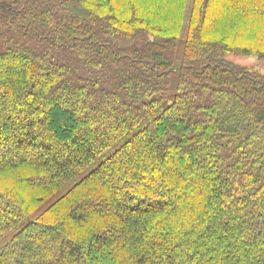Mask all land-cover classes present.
Listing matches in <instances>:
<instances>
[{"label": "trees", "instance_id": "trees-1", "mask_svg": "<svg viewBox=\"0 0 264 264\" xmlns=\"http://www.w3.org/2000/svg\"><path fill=\"white\" fill-rule=\"evenodd\" d=\"M232 53L264 58V0H1L0 264H264Z\"/></svg>", "mask_w": 264, "mask_h": 264}, {"label": "rangeland", "instance_id": "rangeland-1", "mask_svg": "<svg viewBox=\"0 0 264 264\" xmlns=\"http://www.w3.org/2000/svg\"><path fill=\"white\" fill-rule=\"evenodd\" d=\"M1 1V0H0ZM220 1V0H219ZM219 4V2H218ZM78 10V9H77ZM80 11L78 10L77 13H79ZM225 58L227 60L233 61L234 63L246 67L248 69L254 70V71H259V72H264V58H260L259 56H245V55H241V54H226ZM114 150V148H110L108 150L105 151L104 156H108L109 154L112 153V151ZM100 162V160H96L94 161L91 165L87 166L85 169H83L79 175H77L78 177L76 178V180L80 179L81 177H83L84 175H86L91 169H93L98 163ZM73 182L69 183L66 187L68 188L69 186L72 185ZM65 189H61L59 190L56 194V196H59L60 194H63V192L65 191ZM54 197V198H55Z\"/></svg>", "mask_w": 264, "mask_h": 264}]
</instances>
